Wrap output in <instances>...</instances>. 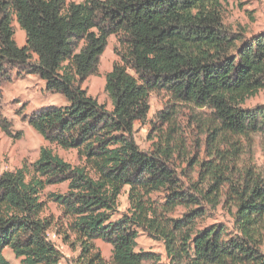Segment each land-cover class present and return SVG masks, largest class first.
Returning a JSON list of instances; mask_svg holds the SVG:
<instances>
[{
  "label": "trees",
  "instance_id": "trees-1",
  "mask_svg": "<svg viewBox=\"0 0 264 264\" xmlns=\"http://www.w3.org/2000/svg\"><path fill=\"white\" fill-rule=\"evenodd\" d=\"M225 1L0 0V83L16 68L62 94L66 104L25 118L79 159L73 165L41 146L30 167L0 172V264H9L6 247L22 264H60L51 227L78 250L74 264H156L157 254L137 249L140 232L163 244L169 264H264V167L242 158L253 134H264V105H245L264 90V30L226 24ZM13 21L25 34L21 46ZM111 35L118 60L105 74L107 108L82 82ZM160 91L167 101L141 149L133 124ZM183 108L185 127L203 136L194 153L178 120ZM261 150L264 157V142ZM63 182L65 192L44 193ZM126 186L128 208L115 217ZM221 198L231 228L200 225ZM48 201L64 222L45 214ZM96 239L111 244L108 259Z\"/></svg>",
  "mask_w": 264,
  "mask_h": 264
},
{
  "label": "rangeland",
  "instance_id": "rangeland-1",
  "mask_svg": "<svg viewBox=\"0 0 264 264\" xmlns=\"http://www.w3.org/2000/svg\"><path fill=\"white\" fill-rule=\"evenodd\" d=\"M79 2L82 0H67ZM224 22L233 28L238 25L244 26L249 31L264 27V5L262 0H226L224 2ZM14 40L17 45L21 46L25 42V34L19 28L18 24L13 21ZM263 29L257 31L261 32ZM247 31V33L249 32ZM117 40L114 35L107 39V43L103 52L99 56L97 70L94 74L89 75L83 82L82 87L87 93L96 98L99 103H103L107 108L111 107L110 100L104 90L105 74L112 68L114 62L118 60L115 52ZM9 79L0 83L2 99L0 103V120L5 119L9 127L10 134H6L0 127V172L4 170H15L23 165L30 167L39 153L41 146L50 147L55 153L67 162L75 165L79 163L78 155L74 149H62L56 144L47 142L39 135L27 122L25 115L30 114L33 110L41 106L54 104H66L65 97L57 92H51L45 88V83L35 74H25L18 72L16 68L9 71ZM167 101V96L163 91L151 92L149 95V111L144 121H135L133 124L134 138L141 149H148L151 141L148 134L152 129L153 123L156 122V113L161 110ZM263 102L264 91L258 92V95L252 99H248L245 103L247 106H254ZM178 120L184 125L183 133L186 136V143H191V153L196 151L195 143H202V135L199 134L194 127H185L189 121V112L183 108ZM2 121V120H1ZM157 123V122H156ZM253 146L250 152L246 151L242 158L252 161L259 167H264V157L261 145L264 142V134H253ZM67 189V183H59L48 185L44 193L60 192L63 193ZM128 187H124L118 197V217L121 213L126 212L128 208L127 200ZM223 199L214 209H207L205 215L199 219L198 223L202 226L209 224H221L231 228L232 218L226 212L223 205ZM182 208H178V213ZM45 214H52L56 220L58 217L62 219L61 210L55 203L48 201ZM175 215V214H174ZM59 221V220H58ZM50 239L56 244L62 254L60 264H74L78 250L73 251L70 246L65 243L62 237L56 232L54 227L48 231ZM95 245L100 250L102 256L108 259L111 253V244L101 240H94ZM137 249L153 251L160 258L156 260V264H169L164 253L163 244L160 241L150 238L147 234L140 232L137 237ZM264 249V246H263ZM2 254L8 260L9 264H22L20 258L14 256L13 252L8 248L2 250ZM150 263V262H148Z\"/></svg>",
  "mask_w": 264,
  "mask_h": 264
},
{
  "label": "crops",
  "instance_id": "crops-1",
  "mask_svg": "<svg viewBox=\"0 0 264 264\" xmlns=\"http://www.w3.org/2000/svg\"><path fill=\"white\" fill-rule=\"evenodd\" d=\"M263 1V0H262ZM264 27H262V28H260V29H256V30H253V31H249L248 29H247V31H249L247 34H251V33H256L257 31H259V30H261V29H263ZM262 91H264V90H262ZM260 92V91H259ZM258 95V93L255 95V96H257ZM254 96V97H255ZM253 97H251V99H252ZM260 104H263V102H260Z\"/></svg>",
  "mask_w": 264,
  "mask_h": 264
}]
</instances>
